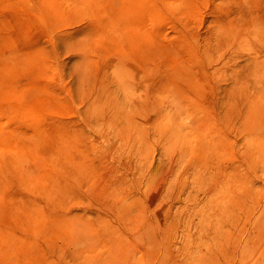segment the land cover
Masks as SVG:
<instances>
[{"label":"rangeland","instance_id":"374dc122","mask_svg":"<svg viewBox=\"0 0 264 264\" xmlns=\"http://www.w3.org/2000/svg\"><path fill=\"white\" fill-rule=\"evenodd\" d=\"M0 264H264V0H0Z\"/></svg>","mask_w":264,"mask_h":264}]
</instances>
